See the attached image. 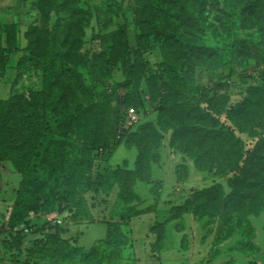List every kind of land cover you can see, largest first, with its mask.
<instances>
[{
    "label": "rangeland",
    "instance_id": "obj_1",
    "mask_svg": "<svg viewBox=\"0 0 264 264\" xmlns=\"http://www.w3.org/2000/svg\"><path fill=\"white\" fill-rule=\"evenodd\" d=\"M65 1L0 0V100L32 97L20 114L31 115L34 134L21 136L0 167V264L120 259L130 240L124 224L137 213L150 217L154 259L164 248L173 264L253 259L264 245V211L222 208L231 190L216 165L225 142L213 136L233 128L227 112L246 98L250 119L263 118V96L246 91L259 84L264 66V3L240 14L237 0H206L199 38L208 52L186 79L177 60L185 56L154 39L170 19L156 11L155 25L135 23L136 0ZM105 3L118 6L119 25L96 23L95 6L105 10ZM130 112L138 117L131 127ZM119 125L128 127L132 154L123 147L103 154L99 148L116 145ZM201 125L205 132L197 134ZM252 131L255 139L264 135L260 125ZM234 132L245 149L253 145L247 133ZM121 158L133 167L114 165ZM117 218L107 242L88 255L76 249L104 237L105 224L96 222ZM111 244L120 247L108 253ZM134 244L139 264H158L144 259L142 242Z\"/></svg>",
    "mask_w": 264,
    "mask_h": 264
},
{
    "label": "trees",
    "instance_id": "obj_2",
    "mask_svg": "<svg viewBox=\"0 0 264 264\" xmlns=\"http://www.w3.org/2000/svg\"><path fill=\"white\" fill-rule=\"evenodd\" d=\"M70 1L73 2V0H66L65 6L68 5L71 7ZM136 1L137 2L134 8L136 16L134 20L135 23L145 21L148 23L151 22L155 25L158 19L155 13L156 11L159 14H162L164 18L170 19L169 25L164 26L158 34H155L154 39L163 41V44L172 45L174 55H177L178 57L185 56L183 60L177 59L183 62L180 64V72L186 79H191L195 62L197 60L199 61L204 59L205 53L208 52V48L201 44V40L199 38V34H201L203 30L201 15L205 10L204 3L206 0H201L199 5L195 2V0H159L162 3L157 5L155 4V0ZM257 2L264 3V0H253L250 3H245L244 0H237L236 3L241 6V11L239 13H253L254 6L257 5ZM104 6L106 7L105 10L102 8L103 6H95L97 11L95 13L96 23L101 28H105L111 24L119 25V19L121 16H119L120 14L118 10H116L118 6L116 4L109 3H105ZM114 6L117 7L114 8ZM160 7H164L162 8V11H160ZM77 11L79 10L74 9V12L72 13L73 17L78 15ZM113 34H116V32H113ZM109 42V40H106L104 43L105 50L110 47ZM121 50L123 52L125 50V54L130 53V50L125 46H121ZM120 51L116 52V54H122ZM263 67L260 76H258L259 84L255 87L249 86L246 91L247 96L261 94L264 98ZM104 93H106V91H104ZM21 102L24 104L27 103V106H31L32 97L26 101L21 96H18V94H12L7 99L0 100V167L2 166V162L5 160L6 155H9L11 158L14 157L16 149L20 146L19 142L21 136H34L33 128L31 127L30 122L31 115L27 113V116L25 115L22 117L20 114ZM249 104H252V101L249 100L248 102L246 98V100L230 107L226 118L230 121L233 128L227 130L225 136H220L221 134L219 132H215L218 136H213V139H220L221 142H225V145L221 143L219 146V154L221 158L216 165L221 167L220 169L218 168V175L228 177L227 183L231 190L230 193L223 198V204L221 206L222 208H232L241 215L245 216L251 214L255 215L264 211V135L258 137L257 139H255L254 136H250L253 132L252 130L254 128H258L259 125L262 126V130H264V115L261 122L259 121V123H256L252 121L250 119V110L247 108V105ZM159 105L161 108L162 103L159 102ZM165 111L166 110H163L162 112L165 113ZM104 114H106L105 110H103L101 115ZM205 117L207 118L208 114L204 116V118ZM204 118L201 117L198 119L203 121ZM186 119H191L188 118V113L187 116L183 117L182 123ZM176 121H178L177 118ZM41 124L43 126L44 120L43 122L41 121ZM129 124L130 127L135 125L130 122ZM118 127L119 128L117 129L115 136L116 145L112 143L110 146L107 145L104 148H99L100 152L103 154H107L113 147L114 149H117L122 144L130 146V136H124V130H128L125 129L128 127L120 125ZM205 128L206 127L203 125L199 126L197 134L205 132ZM234 128L238 134L247 133L249 136H246V139L249 137L254 139L249 141L250 144H253L249 149H245L242 141L243 139L240 136L235 135ZM47 130H49V128H47ZM118 130L120 132H118ZM91 133L92 132L88 130L87 136ZM206 134H209V132H206ZM206 138L207 136H203V143L206 142ZM216 187L217 186L211 187L210 190L213 191ZM210 190H208V192ZM110 226L111 224H109V227ZM108 236L104 240L105 242L109 239ZM76 242L77 241L74 240V244H76ZM102 242H98L88 250H84L78 246L76 249L83 255H88L95 251L97 246ZM106 247H108V250L111 249L113 251L114 248H119L120 245L112 246L111 244ZM108 250V253L112 252ZM98 251L100 253L103 249L101 250L100 248ZM100 260H103L102 257H100ZM111 260L117 259L113 258ZM79 264L82 263L80 262Z\"/></svg>",
    "mask_w": 264,
    "mask_h": 264
},
{
    "label": "crops",
    "instance_id": "obj_3",
    "mask_svg": "<svg viewBox=\"0 0 264 264\" xmlns=\"http://www.w3.org/2000/svg\"><path fill=\"white\" fill-rule=\"evenodd\" d=\"M123 147V149L125 150V153H129L132 154V151L130 149L129 145L126 144H122L120 145L117 150ZM114 165H117L119 167L122 166H126L127 169H131V167H133L132 163H129L125 158H121L120 162L118 163H114ZM149 216L146 213H139L136 215H130L129 219L126 221V225L124 224V227L127 228V234L130 235V240L128 241L127 245H124L121 247L120 253V259L117 260H111V261H105L100 260L97 263L94 264H126L128 262V260L130 259V264H139V259L136 258L137 255H135V242H142L144 250H146L147 255L144 257V259L148 260H156V263L158 264H173L172 260L170 259H166V253L167 250L164 248L161 252H160V256L158 259H154L152 257H150V254L152 252V246H150V240L148 239V236L150 235V225H149ZM118 220H104L103 222H96V223H103L105 224L106 230H105V234L104 237L101 239L96 240L92 246H94L95 244H97L98 242H102L106 239V237L109 234L110 231V227L109 224H117L118 222H121V218H117ZM91 224V223H89ZM129 225H130V229H129ZM121 226V224H120ZM127 235V237H128ZM91 246V247H92ZM90 247V248H91ZM261 250H259V253L254 256L253 259H244L242 258L241 260L236 261V264H250V262H253V264H264V245H260ZM83 249V248H82ZM85 250V249H84ZM88 250V249H87ZM127 250V252H129L128 254L125 253ZM109 251V250H108ZM178 262L181 261H177V258L174 259V264H177ZM149 264H154L153 262H147ZM24 264V263H23ZM182 264V263H181Z\"/></svg>",
    "mask_w": 264,
    "mask_h": 264
},
{
    "label": "built area",
    "instance_id": "obj_4",
    "mask_svg": "<svg viewBox=\"0 0 264 264\" xmlns=\"http://www.w3.org/2000/svg\"><path fill=\"white\" fill-rule=\"evenodd\" d=\"M128 121L131 124H136L138 122V117L136 116V114H134L133 112H130L127 116Z\"/></svg>",
    "mask_w": 264,
    "mask_h": 264
}]
</instances>
